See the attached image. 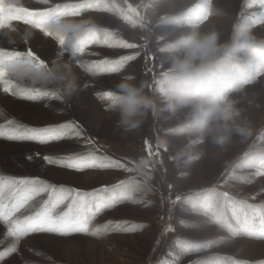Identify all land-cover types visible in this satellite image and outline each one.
Instances as JSON below:
<instances>
[{"label":"rangeland","instance_id":"rangeland-1","mask_svg":"<svg viewBox=\"0 0 264 264\" xmlns=\"http://www.w3.org/2000/svg\"><path fill=\"white\" fill-rule=\"evenodd\" d=\"M12 4L24 22L0 29L15 24L34 36L15 45L0 37V49H30L40 67L69 60L80 90L69 101L25 84L41 93L37 101L0 93V123H64L69 133L47 144L0 140V180L39 178L80 191L107 186L120 202L98 214L87 234L30 235L0 264H264V70L250 69L240 93L238 74L218 66L226 58L209 69L210 86L240 100L237 120L250 129L223 144L192 133L185 111L170 112L163 95L169 41L215 27L226 42L235 24L252 25L264 38V0H0L5 16ZM65 19L88 23L79 32L51 30V20ZM127 77L146 82L157 105L131 130L119 124L113 97ZM77 160L85 170L68 168ZM109 220L121 222L118 231L103 227ZM12 243L0 223V250Z\"/></svg>","mask_w":264,"mask_h":264},{"label":"clouds","instance_id":"clouds-1","mask_svg":"<svg viewBox=\"0 0 264 264\" xmlns=\"http://www.w3.org/2000/svg\"><path fill=\"white\" fill-rule=\"evenodd\" d=\"M23 3V0H17ZM87 21L65 19L51 20V30L67 34L81 31ZM34 33L25 27L23 32L15 24L0 29V37L9 45L27 42ZM221 34L215 28L182 34L165 45L168 53V69L163 95L167 109L176 113L185 111L187 126L192 133L210 137L213 143L223 144L231 136L250 135V129L238 122L240 103L232 94L213 89L209 84V69L217 66L223 56L225 61L218 66L221 71L236 73L240 84L234 89L243 93L244 77L253 68L264 70V38L257 37L249 24L233 25L228 41L221 42ZM14 50V49H10ZM10 78L44 93H52L61 101H69L79 90L78 75L69 60H59L43 67L34 63L13 60L6 65ZM127 77L115 85L114 104L119 109V124L126 130L138 127L148 113L155 112L153 97L145 92L146 82L139 86Z\"/></svg>","mask_w":264,"mask_h":264},{"label":"snow or ice","instance_id":"snow-or-ice-1","mask_svg":"<svg viewBox=\"0 0 264 264\" xmlns=\"http://www.w3.org/2000/svg\"><path fill=\"white\" fill-rule=\"evenodd\" d=\"M16 9L15 4L9 5V14L5 16L3 7H0V28L18 21L24 22L14 14ZM32 55L30 49L27 53L0 49V93L19 100L37 101L41 93L21 87L9 77L6 70V65L13 60L34 63ZM35 65L40 67L39 64ZM66 138H69V133L65 130L64 123L41 127L29 126L14 120L0 123V140L47 144L60 142ZM31 158V156L26 157L28 160ZM85 167L79 160L68 165L70 170L75 171H83ZM41 197L44 198V202L42 206H38L40 210L27 214V210ZM119 202L115 193H107V186L99 191H80L70 187L50 185L39 178H12L6 184L0 180V223L5 225L6 234L13 241L11 245L0 250V262L17 254L19 243L33 234L41 232L60 236L87 234L90 222L104 210L117 207ZM41 217L46 219V227L37 226ZM120 223L109 220L103 227L109 229L114 225L112 230L118 231Z\"/></svg>","mask_w":264,"mask_h":264},{"label":"bare ground","instance_id":"bare-ground-1","mask_svg":"<svg viewBox=\"0 0 264 264\" xmlns=\"http://www.w3.org/2000/svg\"><path fill=\"white\" fill-rule=\"evenodd\" d=\"M3 157V156H2ZM5 159V158H4ZM13 162H14V160H13ZM15 163V162H14Z\"/></svg>","mask_w":264,"mask_h":264}]
</instances>
